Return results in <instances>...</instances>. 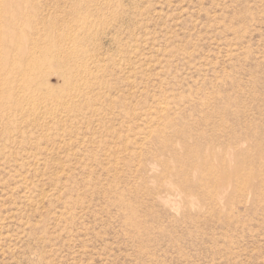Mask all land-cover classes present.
Instances as JSON below:
<instances>
[{"label": "rangeland", "instance_id": "rangeland-1", "mask_svg": "<svg viewBox=\"0 0 264 264\" xmlns=\"http://www.w3.org/2000/svg\"><path fill=\"white\" fill-rule=\"evenodd\" d=\"M0 264H264V0H0Z\"/></svg>", "mask_w": 264, "mask_h": 264}]
</instances>
